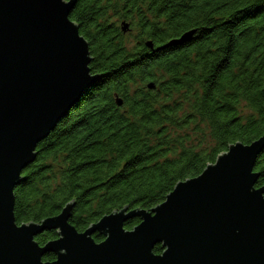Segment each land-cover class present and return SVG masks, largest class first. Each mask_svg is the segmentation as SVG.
Returning <instances> with one entry per match:
<instances>
[{
    "label": "trees",
    "instance_id": "trees-1",
    "mask_svg": "<svg viewBox=\"0 0 264 264\" xmlns=\"http://www.w3.org/2000/svg\"><path fill=\"white\" fill-rule=\"evenodd\" d=\"M118 10L138 27L133 50L111 20ZM70 17L100 78L25 168L15 189L19 224L58 215L70 202L79 231L123 208L150 211L231 144L264 135V0H78ZM189 31V40L170 44ZM255 171L264 186V150ZM58 237L53 229L36 240ZM163 250L157 244L154 252Z\"/></svg>",
    "mask_w": 264,
    "mask_h": 264
},
{
    "label": "water",
    "instance_id": "water-1",
    "mask_svg": "<svg viewBox=\"0 0 264 264\" xmlns=\"http://www.w3.org/2000/svg\"><path fill=\"white\" fill-rule=\"evenodd\" d=\"M77 1L0 0V264H264V186L255 171L264 135L231 144L150 211L123 208L84 231L71 223L73 202L40 222L16 221L15 189L39 144L100 78L70 17ZM133 217L141 222L127 229ZM53 229L58 238L36 240ZM50 252L56 259L45 261Z\"/></svg>",
    "mask_w": 264,
    "mask_h": 264
},
{
    "label": "rangeland",
    "instance_id": "rangeland-1",
    "mask_svg": "<svg viewBox=\"0 0 264 264\" xmlns=\"http://www.w3.org/2000/svg\"><path fill=\"white\" fill-rule=\"evenodd\" d=\"M111 20L117 24V26L122 31V39L127 43V47L129 50H133L135 45L137 44L136 35L139 33L138 27L133 26L132 18L125 17V13L122 11H116L110 13ZM125 17V18H124ZM246 113H249V110H245ZM191 134H194L192 139L195 140V132L193 131ZM210 139L204 143V145H208Z\"/></svg>",
    "mask_w": 264,
    "mask_h": 264
},
{
    "label": "flooded vegetation",
    "instance_id": "flooded-vegetation-1",
    "mask_svg": "<svg viewBox=\"0 0 264 264\" xmlns=\"http://www.w3.org/2000/svg\"><path fill=\"white\" fill-rule=\"evenodd\" d=\"M104 240V239H103ZM101 242V241H100Z\"/></svg>",
    "mask_w": 264,
    "mask_h": 264
}]
</instances>
